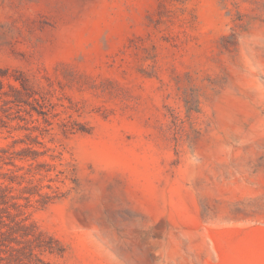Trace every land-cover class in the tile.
Returning <instances> with one entry per match:
<instances>
[{
    "label": "rangeland",
    "instance_id": "374dc122",
    "mask_svg": "<svg viewBox=\"0 0 264 264\" xmlns=\"http://www.w3.org/2000/svg\"><path fill=\"white\" fill-rule=\"evenodd\" d=\"M0 173L39 264H264V0H0Z\"/></svg>",
    "mask_w": 264,
    "mask_h": 264
},
{
    "label": "trees",
    "instance_id": "16d2710c",
    "mask_svg": "<svg viewBox=\"0 0 264 264\" xmlns=\"http://www.w3.org/2000/svg\"><path fill=\"white\" fill-rule=\"evenodd\" d=\"M40 154L36 151L31 153L30 158L35 159ZM26 156V155H24ZM23 158V157H19ZM12 163V162H11ZM13 164V163H12ZM0 260L14 262V264H39L38 253H53V240L37 231L34 226L28 224L21 216V207L16 201L20 196L11 193L9 183L16 182L21 185V181H15L16 175H6L0 173ZM23 177V176H19ZM5 182H8L5 183ZM30 182V181H29ZM32 186H22L21 192L28 194L24 198L37 191L32 190Z\"/></svg>",
    "mask_w": 264,
    "mask_h": 264
}]
</instances>
